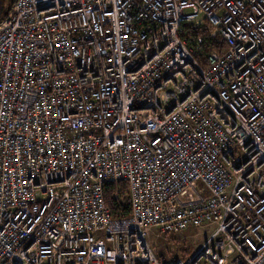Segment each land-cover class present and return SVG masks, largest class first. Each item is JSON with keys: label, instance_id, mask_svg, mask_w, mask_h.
I'll return each mask as SVG.
<instances>
[{"label": "built area", "instance_id": "2783aa9c", "mask_svg": "<svg viewBox=\"0 0 264 264\" xmlns=\"http://www.w3.org/2000/svg\"><path fill=\"white\" fill-rule=\"evenodd\" d=\"M189 226L215 229L155 253L152 229ZM0 264H264V0H14Z\"/></svg>", "mask_w": 264, "mask_h": 264}, {"label": "rangeland", "instance_id": "374dc122", "mask_svg": "<svg viewBox=\"0 0 264 264\" xmlns=\"http://www.w3.org/2000/svg\"><path fill=\"white\" fill-rule=\"evenodd\" d=\"M214 229V226H189L178 232L160 233L154 228L150 232L149 242L159 257L171 259L186 255L189 250H197Z\"/></svg>", "mask_w": 264, "mask_h": 264}, {"label": "trees", "instance_id": "16d2710c", "mask_svg": "<svg viewBox=\"0 0 264 264\" xmlns=\"http://www.w3.org/2000/svg\"><path fill=\"white\" fill-rule=\"evenodd\" d=\"M2 4L4 5V12L3 14L0 16V20L3 19L7 13L9 12L14 0H1ZM206 31H202V33H205ZM207 41V48L209 50H215L218 52H224L225 50H227L228 45L225 41H223L221 38L218 39H208L206 38ZM118 186H121V192L122 195L124 197L123 201H118L115 197V191L117 190ZM105 199H106V203L109 206V208L111 209V212L113 214V216L115 217H119V216H125L127 214H129L130 212V201H129V197H128V188H127V184L125 183H114V182H109L107 184H105ZM191 249V248H190ZM192 252L189 250L186 252V255L183 256H188L190 255ZM162 258V257H160Z\"/></svg>", "mask_w": 264, "mask_h": 264}, {"label": "water", "instance_id": "95a60500", "mask_svg": "<svg viewBox=\"0 0 264 264\" xmlns=\"http://www.w3.org/2000/svg\"><path fill=\"white\" fill-rule=\"evenodd\" d=\"M4 5L2 4L1 0H0V16L3 14L4 12Z\"/></svg>", "mask_w": 264, "mask_h": 264}]
</instances>
